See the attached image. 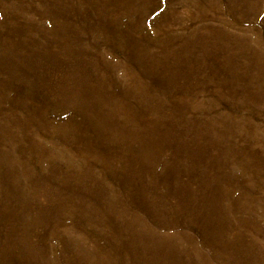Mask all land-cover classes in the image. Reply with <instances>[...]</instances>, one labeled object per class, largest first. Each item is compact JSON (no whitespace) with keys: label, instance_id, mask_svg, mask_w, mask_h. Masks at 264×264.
I'll list each match as a JSON object with an SVG mask.
<instances>
[{"label":"rangeland","instance_id":"rangeland-1","mask_svg":"<svg viewBox=\"0 0 264 264\" xmlns=\"http://www.w3.org/2000/svg\"><path fill=\"white\" fill-rule=\"evenodd\" d=\"M0 264H264V0H0Z\"/></svg>","mask_w":264,"mask_h":264}]
</instances>
